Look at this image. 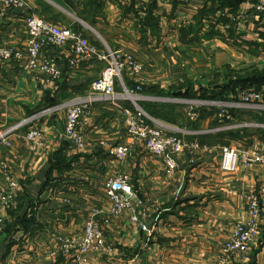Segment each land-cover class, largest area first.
<instances>
[{
	"label": "crops",
	"instance_id": "obj_1",
	"mask_svg": "<svg viewBox=\"0 0 264 264\" xmlns=\"http://www.w3.org/2000/svg\"><path fill=\"white\" fill-rule=\"evenodd\" d=\"M24 1V8L0 15V46L23 50L25 21L32 15L79 29L88 25L95 39L85 34L93 44L105 42L144 64L142 94L147 99L140 106L151 123L159 121L166 134L197 141L200 148L174 156L177 168L168 174L164 158L133 144L124 113L106 102L92 105L82 123L87 145L79 148L65 138L64 111L40 112L87 95L103 62L80 60L71 68V48H60L54 55L63 75L49 81L24 61L0 60V132L28 121L12 135L11 145L0 143V165L8 163L19 194H25L0 209V264H78L60 250L57 235L81 236L95 209H102L96 220L106 250L91 253L84 264H217L234 225L249 220L247 192L262 199L264 188L262 166L239 162L234 171L223 170L222 148L236 143L246 151L264 152V109L232 108L229 123L248 125L220 129L215 106L200 108L190 118L184 105L170 99L176 90L189 88L195 94L199 87L219 93L231 76L264 69V13L257 0ZM125 81L135 84L128 74ZM237 90L239 95L243 89ZM257 90L264 101V86ZM122 105L133 106L129 100ZM31 127L44 133L37 152L25 138ZM121 144L131 145L124 160L111 153ZM119 171L130 176L137 202L133 210L113 217L106 182ZM1 187L8 182L0 170ZM259 221L260 236L247 255L235 257V264H264V204Z\"/></svg>",
	"mask_w": 264,
	"mask_h": 264
},
{
	"label": "built area",
	"instance_id": "obj_2",
	"mask_svg": "<svg viewBox=\"0 0 264 264\" xmlns=\"http://www.w3.org/2000/svg\"><path fill=\"white\" fill-rule=\"evenodd\" d=\"M257 9L264 13V0H257ZM24 0H0V15L5 16L9 9L24 8ZM28 34L27 44L23 50L12 46H0V60L5 62L24 61L25 67L37 71L47 77L49 81H58L63 72L54 55L60 48L70 47L72 57L68 63L75 67L80 60L103 62L101 74L92 82V90L85 96H74L67 101L44 109L41 114L64 111L66 116L65 138L79 148H85L87 143L83 136V121L89 116L91 107L96 102H106L121 109L126 118L129 134L133 144L143 145L151 154L163 157L167 166V173L173 174L177 168L174 156H179L185 150L200 148L196 141L187 143L179 134H166L161 124H152L149 115L140 106L147 96L142 94V79L144 64L135 55L110 48L105 42L102 47L93 44L85 35L83 29L73 26L54 24L39 16H28L25 21ZM125 74L133 79L135 84L128 86ZM119 83V86L117 84ZM233 102H219L206 99L171 98V102L187 103L188 116L195 118L198 110L207 106L219 109L220 129H234L248 124L232 122L231 110H263V96L255 88H247L238 95ZM131 101L132 107H124L122 102ZM134 107V108H133ZM148 120V121H147ZM156 121V120H155ZM157 122V121H156ZM21 122L0 132V143L11 145L12 135L23 125ZM31 151L37 152L43 148L45 139L43 131L38 127H31L25 135ZM119 160L126 159L131 153L130 144H121L111 150ZM239 162L248 168L264 167V152L259 150H243L236 143L227 144L222 148L221 167L225 171H234ZM0 170L8 182L7 188H0V209L13 206L20 192L19 182L12 176L8 163H2ZM108 200L112 204L110 213L113 217L120 216L128 210L134 209L137 202L131 178L124 172H117L106 182ZM262 199L255 192H247L245 199L249 220L238 221L233 228L230 239L225 243L217 264H235L237 256H245L254 240L260 236V216L264 204V188L261 189ZM102 209H95L92 216L85 222L83 234L72 237L65 234L57 235L60 250L65 255H71L78 264L87 262L93 252L106 250V238L101 224L96 216ZM146 212V211H145ZM143 213V216L146 213ZM133 220L138 221L134 215ZM109 218L105 220L108 222Z\"/></svg>",
	"mask_w": 264,
	"mask_h": 264
},
{
	"label": "trees",
	"instance_id": "obj_3",
	"mask_svg": "<svg viewBox=\"0 0 264 264\" xmlns=\"http://www.w3.org/2000/svg\"><path fill=\"white\" fill-rule=\"evenodd\" d=\"M85 19L89 20V18L84 14L81 13ZM80 14V15H81ZM86 35V34H85ZM262 86H264V69H253L251 71L244 72L242 74H238L236 77L231 76L230 80L225 83L223 88L219 90V93H208L207 91L195 94L189 89L186 91L184 90H176L173 95L176 97H182V98H189V99H206V100H235L238 96V90L239 88L245 89V88H255V89H261ZM174 90V89H173ZM52 106V105H51ZM144 109V108H143ZM145 109L149 110V108ZM146 111V110H145ZM147 112V111H146ZM58 163V162H57ZM19 201L25 197L24 193L19 194Z\"/></svg>",
	"mask_w": 264,
	"mask_h": 264
},
{
	"label": "rangeland",
	"instance_id": "obj_4",
	"mask_svg": "<svg viewBox=\"0 0 264 264\" xmlns=\"http://www.w3.org/2000/svg\"><path fill=\"white\" fill-rule=\"evenodd\" d=\"M83 24H84V23H83ZM84 26H85V27L82 26V27L84 28L83 30H85L84 32H85V33H86V32L89 33V35L92 36V37L95 39V33H93V31H92L93 29H92V30L89 29V28L87 27L88 25H85V24H84ZM87 38H88V37H87ZM88 39H90V38H88ZM56 52H57V51H56ZM245 89H246V88H245ZM243 90H244V89H243ZM198 91H201V87H199V89H198L196 92H198ZM175 97H176V96H175ZM175 97H174V98H175ZM177 98H182V97H177ZM156 101H157V100H156ZM180 104H181V105H184V107L187 108V109H188V107H189V104H187V103H185V102L180 103ZM143 110H144V109H143ZM144 111H145V110H144ZM145 112H146V111H145ZM146 113L149 115L148 112H146ZM241 123H244V122H241ZM248 123H249V122H248ZM157 124H161V127L164 128V125H163L162 123H160L159 121H157ZM184 152H185V151H184ZM184 152H183V153H184Z\"/></svg>",
	"mask_w": 264,
	"mask_h": 264
},
{
	"label": "water",
	"instance_id": "obj_5",
	"mask_svg": "<svg viewBox=\"0 0 264 264\" xmlns=\"http://www.w3.org/2000/svg\"><path fill=\"white\" fill-rule=\"evenodd\" d=\"M150 225V224H149Z\"/></svg>",
	"mask_w": 264,
	"mask_h": 264
}]
</instances>
